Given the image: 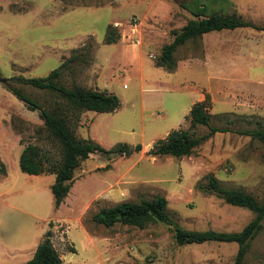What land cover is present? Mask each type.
Listing matches in <instances>:
<instances>
[{"label":"rangeland","instance_id":"obj_1","mask_svg":"<svg viewBox=\"0 0 264 264\" xmlns=\"http://www.w3.org/2000/svg\"><path fill=\"white\" fill-rule=\"evenodd\" d=\"M231 1L225 12L264 27V0ZM182 2L0 0V75L6 79L0 81V160L7 168L0 174V264L29 262L49 230L64 264L234 263L235 243L179 246L163 223L140 229L93 220L102 208L164 196L169 214L184 229L241 231L256 214L200 190L209 175L223 188L264 199V143L251 135L264 130V31L243 28L190 40L177 49V69L170 73L155 62L160 47L173 40L172 30L193 18ZM149 9L153 13L146 18ZM111 24L121 38L107 45ZM135 45L144 48V56L133 53ZM74 56L59 84L108 91L121 101L114 113L85 112L76 135L106 149L127 143L141 144L143 151L92 155L76 169L68 196L56 208L55 175L22 172L20 157L28 144L59 157V145L47 138L40 112L11 88L51 109L54 93L19 78L46 77ZM206 93L211 126L227 131L190 156L149 155L173 130L191 129L186 117ZM195 130L199 136L209 132L207 126ZM244 264H264V228L251 241Z\"/></svg>","mask_w":264,"mask_h":264},{"label":"trees","instance_id":"obj_2","mask_svg":"<svg viewBox=\"0 0 264 264\" xmlns=\"http://www.w3.org/2000/svg\"><path fill=\"white\" fill-rule=\"evenodd\" d=\"M233 5L231 0H183L181 6L189 11L193 18L181 29L172 30L173 40L163 46L155 66L170 73L176 71L175 53L177 49L186 42L196 40L206 34L243 28L264 31V27L254 26L235 11L225 12ZM120 38L117 27L109 25L104 39L105 44H116ZM76 60L77 56L72 57L46 77L19 78L21 82L33 88L54 93L57 102L51 109H46L22 90L11 88L14 95L25 102L30 110L40 112L47 138L59 145V157H54L35 144L26 145L20 157L22 172L29 175H55V182L51 186V190L56 208L60 207L68 196L76 169L92 155L101 153L131 156L143 151L141 144L132 146L127 143H120L112 149H106L92 140L81 139L76 135L75 130L85 112L114 113L121 107L120 99L108 91L92 90L80 86L67 88L59 84L63 75L62 68ZM210 106L211 96L206 93L204 100L195 103L190 114L186 117L190 120L191 129L173 130L165 139L156 141L148 154L153 157L182 158L190 156L196 148L217 132H226L227 129L211 126ZM198 126H207L209 132L199 136L195 130ZM251 135L254 139L264 143V130H255ZM6 172L7 168L0 160V174H6ZM207 181V185L200 186V190L218 195L231 206L248 209L254 212L256 217L239 232L187 230L181 227L169 214L167 198L157 196L152 200H142L139 203L122 202L113 207L102 208L93 216V220L106 227L122 224L140 229H145L153 223H163L172 230L179 246L211 242L235 243L238 245V251L233 264H244L251 241L264 228V199L260 201L244 191L223 188L213 175H209ZM26 264H64L62 256L52 242L50 230L38 244L33 258Z\"/></svg>","mask_w":264,"mask_h":264},{"label":"crops","instance_id":"obj_3","mask_svg":"<svg viewBox=\"0 0 264 264\" xmlns=\"http://www.w3.org/2000/svg\"><path fill=\"white\" fill-rule=\"evenodd\" d=\"M151 13H153V12L149 9L148 11L145 12L144 17L147 18V15H149V14H151ZM163 46H165V45H163ZM163 46H161L160 49L158 50L159 54L161 53V49L163 48ZM147 47H149V46H147ZM132 51H133V53H135L136 55H140L141 57L144 56V48H143V47H139V46L135 45V47L132 48ZM142 60H143V59H142ZM143 62H144V60H143ZM143 62H142V63H143ZM155 67H156V66H155ZM161 69H163V68H161ZM201 100H202V98L199 99V101H201ZM199 101H198V102H199ZM202 101H203V100H202ZM193 105H194V104H193ZM191 108H192V107H191Z\"/></svg>","mask_w":264,"mask_h":264},{"label":"water","instance_id":"obj_4","mask_svg":"<svg viewBox=\"0 0 264 264\" xmlns=\"http://www.w3.org/2000/svg\"><path fill=\"white\" fill-rule=\"evenodd\" d=\"M0 81H1V82H6V79L3 78V77L0 75Z\"/></svg>","mask_w":264,"mask_h":264}]
</instances>
